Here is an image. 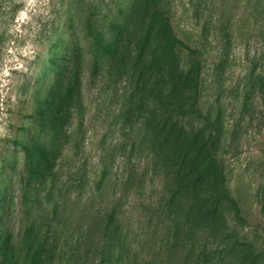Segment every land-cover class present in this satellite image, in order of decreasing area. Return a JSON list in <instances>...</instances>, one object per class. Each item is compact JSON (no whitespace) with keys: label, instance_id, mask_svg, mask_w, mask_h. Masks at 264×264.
Segmentation results:
<instances>
[{"label":"rangeland","instance_id":"374dc122","mask_svg":"<svg viewBox=\"0 0 264 264\" xmlns=\"http://www.w3.org/2000/svg\"><path fill=\"white\" fill-rule=\"evenodd\" d=\"M154 1L0 0V264L77 247L112 201L136 215L128 186L171 81L162 27L206 54L228 177L263 230L264 0H160L161 11ZM69 85L72 106L49 125Z\"/></svg>","mask_w":264,"mask_h":264},{"label":"trees","instance_id":"16d2710c","mask_svg":"<svg viewBox=\"0 0 264 264\" xmlns=\"http://www.w3.org/2000/svg\"><path fill=\"white\" fill-rule=\"evenodd\" d=\"M161 31L169 39L171 81L159 123L146 134L147 166L128 186L136 215L127 221L122 204L112 201L77 247L64 253L61 244L44 259L37 255L36 264H264V228L249 221L233 192L220 108L204 95L206 54L166 27ZM59 94L49 125L72 106L70 85ZM254 196L264 218V190Z\"/></svg>","mask_w":264,"mask_h":264}]
</instances>
